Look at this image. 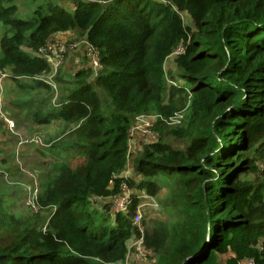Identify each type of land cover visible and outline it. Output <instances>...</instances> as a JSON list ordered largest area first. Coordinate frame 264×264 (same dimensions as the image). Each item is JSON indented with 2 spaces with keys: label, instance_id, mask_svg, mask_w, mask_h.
Instances as JSON below:
<instances>
[{
  "label": "trees",
  "instance_id": "16d2710c",
  "mask_svg": "<svg viewBox=\"0 0 264 264\" xmlns=\"http://www.w3.org/2000/svg\"><path fill=\"white\" fill-rule=\"evenodd\" d=\"M72 4L38 5L24 19L12 0H0L5 83L24 87L26 78L32 89H53L43 80L52 64L39 50L60 33L80 34L100 59L94 76L80 69L69 80L58 71L59 104L30 112L38 126L62 121L67 128L65 140L42 150L60 158L39 187L40 205L51 208L47 220L7 207L6 180L19 181L21 169L12 165L16 151L0 147V264H131L134 237H143L146 255H137L151 264H221L228 253L224 264H264V0ZM175 53L174 74L166 65ZM139 114L158 117L159 138L125 175ZM179 140L186 146L172 144ZM67 156L81 163L73 167ZM123 185L131 199L114 212L111 198ZM146 196L157 205L142 207L136 225ZM101 198L108 202L100 210ZM151 208L166 217L148 218Z\"/></svg>",
  "mask_w": 264,
  "mask_h": 264
},
{
  "label": "rangeland",
  "instance_id": "374dc122",
  "mask_svg": "<svg viewBox=\"0 0 264 264\" xmlns=\"http://www.w3.org/2000/svg\"><path fill=\"white\" fill-rule=\"evenodd\" d=\"M22 1L27 2L28 4L35 6V2L33 0H12V4H15L19 7L17 16H20L24 19L30 18L34 15V10L32 7L31 12L29 13L30 6H26L27 4H21ZM55 1V0H52ZM59 1V0H58ZM60 3L64 4L66 7H72L73 4L71 1L64 0L59 1ZM8 4V3H6ZM29 13V14H28ZM182 17H184L187 24L192 25V19L187 13H183ZM0 24V37L4 32V28H2ZM51 43L49 44V48L46 50V53H49L51 57V68L52 71L44 77L43 80L46 81L51 88L46 87L44 85H40L37 88L32 89L30 87V80L26 78H20L27 86H18V83L15 81L11 82V80H6V83L3 84V95L4 92L7 93V100H4L0 103L3 105L6 110H3V113L6 115L5 118L8 120L13 121L16 124V129H10L7 120H4L5 125L1 128V137H0V147L5 151L6 149H11L12 154L15 150L19 156H17L18 161L17 163L14 162L12 165H19L21 169L20 179L17 182L6 180L7 182V189L5 190V195L7 199V207L10 211L14 212L16 215L26 218L28 220L36 219L35 216L37 215L42 220L49 217L51 214V208H42L40 209V213H33L26 204L25 199V190L26 186H36L38 185L42 189L46 184L44 180L45 175L53 169L60 159L58 156L56 158L53 157L51 153L43 154L42 150L47 151L52 148V145L61 139H64V136H61L64 131L67 130L65 124L60 121H52L49 124L40 125L38 126L32 120H30V112L34 111L35 106L44 107L45 111L54 109L59 104L58 96V87L53 82V77L59 71L62 76L66 79L74 80L73 76L78 70L86 69L93 72L94 76V62L92 59L93 53L89 49V43L87 39H85L80 34L76 33H60L57 36L51 39ZM175 55L176 53L169 59L166 65V69L168 72L176 73V65H175ZM49 60V59H48ZM95 67V65H94ZM93 76L91 78H93ZM3 99V97H2ZM28 105V107L26 106ZM50 108V109H49ZM9 110V111H8ZM151 121L154 124L158 117L155 114H139ZM137 117L134 118L133 122L131 123L132 126L137 125ZM180 113H178L177 117H174L173 120L178 122L180 118ZM2 120H0L1 122ZM3 123V124H4ZM139 135L135 136L134 138L130 139V149L133 153L130 155V160L126 171L124 172L125 175L133 174V162L135 161L137 155L139 154L140 150L146 145L147 140L141 134V131L137 130ZM65 140V139H64ZM18 143V144H17ZM33 143L34 146H28L26 144ZM172 144L175 147H185L186 143L182 140L179 141H172ZM51 151V150H50ZM2 158L4 157L1 155ZM136 156V157H135ZM69 158L71 161V165L73 167L78 166L81 161H72L73 159ZM2 161V159H0ZM56 162V163H55ZM2 168V167H1ZM18 170V169H17ZM255 179L251 177L249 180ZM167 192L166 189H162L160 192V197H165ZM108 202V199L104 202L97 201V206L101 210V207ZM95 205V204H94ZM53 210V209H52ZM112 210V209H111ZM160 210V209H159ZM149 209L150 213H148V218H161L166 217L164 212L161 209V212ZM50 211V212H49ZM54 211V210H53ZM37 220V221H39ZM43 220V221H44ZM46 222V221H45ZM43 223L44 227L46 223ZM42 224V223H40ZM129 259H134L133 261L130 260L131 264H151V259H140L137 255V247L139 246L138 237H134L129 243ZM231 256V253L221 255L219 262L224 264L226 259ZM244 264H253L250 261L245 262Z\"/></svg>",
  "mask_w": 264,
  "mask_h": 264
},
{
  "label": "built area",
  "instance_id": "2783aa9c",
  "mask_svg": "<svg viewBox=\"0 0 264 264\" xmlns=\"http://www.w3.org/2000/svg\"><path fill=\"white\" fill-rule=\"evenodd\" d=\"M49 48V46L47 47H43L39 50V54L41 56L46 57L47 59H49V61L51 62V57L49 53H46V50ZM89 49L91 50V52L93 53V68H94V75H96V73L98 72V70L100 69V59H99V55L97 50L89 44ZM182 47H179L176 51V53L182 51ZM7 73L5 71H0V103L2 102V92H3V84H4V79L6 77ZM5 120H7L10 129H15L16 124L11 121L8 120L7 118H5ZM155 124V123H154ZM154 124L151 123V121L141 115H139V117H137V125L136 126H132L129 130V137L134 138L135 136L139 135L137 133L138 131H141V134L144 135L143 137L146 138L147 143H152L158 140L159 136L154 128ZM130 138V139H131ZM131 146V145H130ZM130 153L132 154L133 151L130 149L129 155ZM122 192L120 195L116 196V197H112L111 201L114 204L113 210L114 212H118V211H126L127 206L130 202L131 199V190L127 189L126 185L122 186ZM39 186H27V193H26V204L28 206V208L33 212V213H38L41 209V205H40V201H39ZM99 201L102 200H107V199H98ZM151 205V206H155L157 205L155 203V201L151 198V197H145L143 199V202L141 203V205L139 206V213L134 221V224L136 225H140L141 220L143 218V214H142V207H144L145 205ZM46 227V226H45ZM139 240V246L137 247V254H139L140 256H145L146 255V250L145 247L143 245V237L138 239ZM252 262V261H250ZM253 263V262H252Z\"/></svg>",
  "mask_w": 264,
  "mask_h": 264
},
{
  "label": "crops",
  "instance_id": "0c3cea01",
  "mask_svg": "<svg viewBox=\"0 0 264 264\" xmlns=\"http://www.w3.org/2000/svg\"><path fill=\"white\" fill-rule=\"evenodd\" d=\"M34 2H35V6H32V5H30V4H28L27 2H25V1H22L21 2V4H27L26 6H30V9H29V13L31 12V10H32V7H33V9L35 10L36 8H37V6L38 5H47V4H53V5H55V4H62V3H60L59 1H64V0H55V1H52V0H33ZM66 1H71V0H66ZM164 1V0H163ZM64 5V4H63ZM19 8V7H18ZM71 8L72 7H68V9L69 10H71ZM28 13V14H29ZM183 13H186V12H182V14ZM65 33H67V32H65ZM71 33H73V32H71ZM5 83V82H4ZM2 97H3V92H2ZM1 101L3 102V99H1ZM5 125V124H4ZM18 144V143H17ZM19 153V152H18ZM18 153H17V155H15V159H16V161H18V157L17 156H19L18 155ZM19 162V161H18ZM27 187V186H26ZM26 190H27V188H26ZM26 196V195H25Z\"/></svg>",
  "mask_w": 264,
  "mask_h": 264
}]
</instances>
